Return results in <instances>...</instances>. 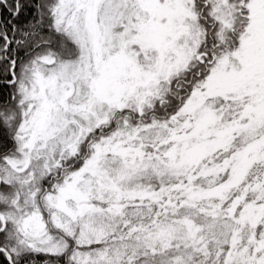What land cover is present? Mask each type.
I'll list each match as a JSON object with an SVG mask.
<instances>
[{"label":"snow or ice","instance_id":"1","mask_svg":"<svg viewBox=\"0 0 264 264\" xmlns=\"http://www.w3.org/2000/svg\"><path fill=\"white\" fill-rule=\"evenodd\" d=\"M0 264H264V0H0Z\"/></svg>","mask_w":264,"mask_h":264}]
</instances>
